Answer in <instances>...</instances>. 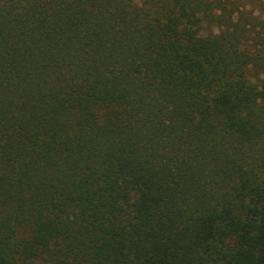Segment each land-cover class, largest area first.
<instances>
[{"label":"trees","instance_id":"1","mask_svg":"<svg viewBox=\"0 0 264 264\" xmlns=\"http://www.w3.org/2000/svg\"><path fill=\"white\" fill-rule=\"evenodd\" d=\"M0 264H264V0H0Z\"/></svg>","mask_w":264,"mask_h":264}]
</instances>
